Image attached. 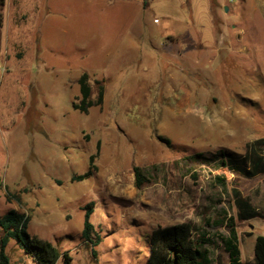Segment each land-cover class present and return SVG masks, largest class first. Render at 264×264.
Returning <instances> with one entry per match:
<instances>
[{
	"label": "rangeland",
	"instance_id": "1",
	"mask_svg": "<svg viewBox=\"0 0 264 264\" xmlns=\"http://www.w3.org/2000/svg\"><path fill=\"white\" fill-rule=\"evenodd\" d=\"M145 3L57 5L43 37L37 9L26 24L4 12L0 216L27 215L28 233L71 264H148L153 230L179 223L223 264L236 229L241 263L253 264L264 216L239 220L234 189L264 215V173L247 178L223 162L264 152V0ZM85 73L93 100L96 81L105 87L87 113L73 107ZM98 147L96 170L72 182ZM90 202L92 243L82 238ZM7 254L37 264L14 240Z\"/></svg>",
	"mask_w": 264,
	"mask_h": 264
},
{
	"label": "trees",
	"instance_id": "2",
	"mask_svg": "<svg viewBox=\"0 0 264 264\" xmlns=\"http://www.w3.org/2000/svg\"><path fill=\"white\" fill-rule=\"evenodd\" d=\"M6 0H0V27L4 24V9ZM80 87V102L73 107L80 112L87 113L91 107L103 105L105 87L100 81H96L97 99L93 100V89L89 83L88 74H83L78 80ZM253 147V146H252ZM100 152L90 157V169L82 175H74L72 182L83 181L96 170L94 161ZM229 165L231 170L241 173L247 178L264 173V152L259 149L248 150L243 157L235 158L227 156L223 162ZM135 186L140 189L146 182L140 168H134ZM235 205L238 209V219L248 221L254 218H262L264 215L256 209L249 199L243 197L238 189H234ZM85 219L82 238L86 242H93L95 228L91 223L94 212V202L85 206ZM29 217L17 210H10L0 216V264H11L7 254L10 241H16L20 249L37 264H57L60 258L64 264H71L69 252L61 253L60 250L48 241L31 236L28 233ZM249 236H252L249 234ZM97 242L99 238L97 237ZM208 241L201 237L196 238L193 228L189 223H179L172 226L158 227L153 230L150 241V254L148 264H223L220 260L211 259L204 245ZM225 248L229 254V264H242L241 251L238 246L236 229H231L229 237L224 239ZM253 264H264V235L256 238L254 246Z\"/></svg>",
	"mask_w": 264,
	"mask_h": 264
},
{
	"label": "crops",
	"instance_id": "3",
	"mask_svg": "<svg viewBox=\"0 0 264 264\" xmlns=\"http://www.w3.org/2000/svg\"><path fill=\"white\" fill-rule=\"evenodd\" d=\"M145 1L146 0H6L4 12L8 10L10 12V19L13 15L18 16L20 19H22L23 24H26L31 21L32 17L35 19V16H33V11L37 9L39 11L38 18L40 21V28L36 31V33H38L40 37H43V35L46 33V24H48L47 18L55 12L54 9L57 8V5H81L95 10L100 9V7L106 3L124 5H128L126 3H130L129 5H139V7L141 6L143 9H147V7L150 5L146 4ZM10 19L9 25L11 24Z\"/></svg>",
	"mask_w": 264,
	"mask_h": 264
}]
</instances>
